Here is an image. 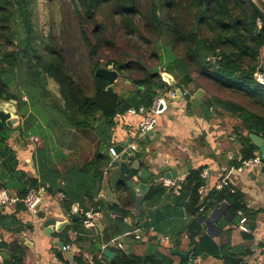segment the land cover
Listing matches in <instances>:
<instances>
[{
  "label": "trees",
  "instance_id": "trees-1",
  "mask_svg": "<svg viewBox=\"0 0 264 264\" xmlns=\"http://www.w3.org/2000/svg\"><path fill=\"white\" fill-rule=\"evenodd\" d=\"M253 1L264 11V0ZM41 3L46 10L45 30L40 27ZM262 23L248 0H0V100L17 102V114L29 122L17 127L18 137L28 132L43 141L32 149L37 177L23 175L19 195L46 185L49 195L52 190L64 195L65 213L78 203L84 209L93 206L105 215H118L106 218L104 242L124 233L121 218L131 216L134 196L96 200L110 165L116 118L129 108L147 110L158 93L171 90L162 79L164 73L187 94L196 90L209 94L206 107L217 117L232 120L241 145L236 165L252 159L257 149L244 132L264 135V87L255 82L264 51ZM110 65L120 80L128 82V89L118 92L116 81L110 84L96 75L99 68ZM21 90L31 108L22 100ZM6 131L0 122V156L13 172L16 159L6 144L11 134ZM79 132L89 141L91 154L82 165L63 163L57 168L53 159L60 164L65 159L63 138ZM200 172H189L178 196L169 191L179 211L150 212V226L167 235L174 249L185 237L192 259L213 257L223 264H246L245 258L252 254L248 246L231 247L229 241L216 245L200 219L224 202L231 221L219 232L229 235L231 229L223 227L237 223L238 212L251 228L256 213L246 209L242 194L231 193L228 187H213L201 195L206 180ZM122 188L118 184L115 194ZM165 191L161 184L150 186L144 204L153 206ZM142 217L141 212L135 222ZM0 228L18 234L23 227L15 218L4 217L0 208ZM248 234L244 239L251 241ZM4 250L12 258L6 264H23L16 242H1L0 251ZM116 254L117 264H173L171 257L157 251L147 256Z\"/></svg>",
  "mask_w": 264,
  "mask_h": 264
},
{
  "label": "crops",
  "instance_id": "crops-1",
  "mask_svg": "<svg viewBox=\"0 0 264 264\" xmlns=\"http://www.w3.org/2000/svg\"><path fill=\"white\" fill-rule=\"evenodd\" d=\"M259 69L264 71V51L260 56ZM198 91H201L198 97L199 103H192L191 106H188L187 100L183 96L178 101L171 100L168 110L159 117L157 125L152 130V135L148 136L147 139L144 136L143 139L135 141L137 150L140 152V159L147 164L158 163L159 167L163 165L176 167L180 180H184L192 170H201V172L205 170L207 172V177L204 178L206 188L200 190V194L203 196L206 195L207 190L215 188L219 181H227L229 186L234 189L233 193L238 191L243 195L246 209L256 213L252 228L249 227L250 233L248 235H251L252 240L246 241L244 239V233L237 228L238 222L223 227V230L231 229L229 235L219 232L221 225L231 221V217L226 212L225 203L215 207L209 214L200 219L204 231L216 245L226 244L229 241L231 247L248 246L252 254L245 258L246 264L253 261L264 264V163L252 169L236 171L242 165H236V162L241 160V145L233 130L232 120L227 117H217L211 108L206 107L205 102L210 98V95L206 94L205 91L196 90L189 95L195 96ZM140 119L139 116L117 118L115 137L112 140L113 146L130 141ZM6 144L12 149L16 162L12 172L9 169L11 165L6 164L4 157L0 156V188H5L13 194H19L18 191L23 184V175L31 178L37 177L33 162L30 164L34 147L29 144L22 149L20 145L14 147L9 141ZM54 144L60 149V145L56 141ZM63 147H69V145L65 143ZM62 152L64 155L63 149ZM255 154L258 155V151ZM57 161L54 158L53 164L61 169L62 167H59L60 163ZM153 172L156 171L153 170ZM108 176L107 169L102 189L99 192L104 197H100L98 194L96 200L109 202L113 201L114 198L133 195L128 191L125 192L123 188L119 193L115 194L114 191L113 194ZM160 181L158 184L161 183ZM165 189L166 191L160 201L153 206L142 203L143 217L140 222L138 221L139 223L135 222L139 216L138 218L132 215L126 216L128 222L125 223L122 220L126 226L125 232L107 242L103 241L102 234L109 225L106 218L113 213L103 214L93 229H84L76 216L73 219L77 221L76 223H73L72 218L68 222L63 220L66 213L62 206V200L59 198V194L62 193L52 192V190L51 195L47 193L45 200L34 214L27 212L22 206L1 208L4 217L15 218L23 228L18 234L6 232L0 228V243L16 242L23 252V264H110L104 255L105 250L115 254V261H117V251L136 256H147L157 251L164 256L171 257L173 264H180L183 258L176 252L185 253L191 249L188 247L187 239L185 237L181 239L179 249L171 248L169 237L162 233H156L150 226V218L147 217L150 212L162 208H164V212L165 210L170 213L179 211L175 209L176 207L171 201L169 194L171 189ZM89 208H93V206ZM215 210L220 212L215 215V218H210ZM52 218L67 224L59 231L44 228V221ZM235 221H237V217ZM136 223L138 224L136 225ZM145 224L148 225L147 229H144ZM20 236L23 238L21 241ZM164 237H167L168 241H163ZM65 246H70V250H63L62 248ZM65 252L69 253V257L66 256ZM7 254L9 255L8 259L0 256V264H6V260H12L11 255ZM200 259L201 263L199 264H223V260L213 257L200 256Z\"/></svg>",
  "mask_w": 264,
  "mask_h": 264
},
{
  "label": "water",
  "instance_id": "water-1",
  "mask_svg": "<svg viewBox=\"0 0 264 264\" xmlns=\"http://www.w3.org/2000/svg\"><path fill=\"white\" fill-rule=\"evenodd\" d=\"M258 15L259 19L264 22V11L260 9L253 0H248ZM262 71V69H258ZM96 75L104 77L110 84H112L118 77L116 71L110 65L107 68H99L96 71ZM163 81L175 90L176 97L174 100L178 101L181 98L182 91L184 90L182 86H178L172 76L164 73L161 75ZM201 91H198L195 96H191L186 93L184 99L187 100L188 106L192 103H199L198 97ZM196 98V99H195ZM16 102L9 101L4 102L0 100V122H3L8 129H13L17 127L20 123V117L16 112ZM251 144L257 149L258 157L261 163H264V141L261 137L255 136L253 134H247ZM152 135V131H149L145 138ZM130 141H125L123 143H118L114 146L116 157H110L111 162L108 167V181L111 190L114 192L117 184H122L124 191H128L134 195L135 207L131 212V215L138 218L139 213L143 210L142 203L144 197L149 190L150 186L158 184L162 179H175L177 180L178 174L176 172V167H170L168 165L158 166V163L147 164L140 159V152L138 150H131L127 148ZM153 170L156 172L154 173ZM114 201L115 198H114ZM220 212L215 210L210 218H215V215ZM76 218L73 217L72 220ZM67 223H57L56 219H48L44 221V228H51V231H59ZM23 240L20 236V241ZM180 257L186 261L185 264H192L189 261L190 254L192 253V248L188 249L185 253L176 252ZM66 256L69 257V253L65 252ZM104 255L110 261V264H117L115 261V254L108 250L104 251ZM0 256L4 259H8L9 255L5 251H0Z\"/></svg>",
  "mask_w": 264,
  "mask_h": 264
},
{
  "label": "built area",
  "instance_id": "built-area-1",
  "mask_svg": "<svg viewBox=\"0 0 264 264\" xmlns=\"http://www.w3.org/2000/svg\"><path fill=\"white\" fill-rule=\"evenodd\" d=\"M264 26V22L262 23ZM255 82L261 86L264 87V71H257L255 73ZM186 95L185 90L182 91L181 96ZM176 97L175 90H169L162 93H158L155 98L153 99L150 107L145 110L142 107H139L138 109L129 108L125 114L118 116L117 118L121 117V119L129 117V116H139L141 119L137 124L136 130H134V134L132 135L131 142L128 143L127 148L131 150H137L135 141L143 139V137L149 132L152 131L155 126L157 125L159 117H161L169 108V103L171 100H173ZM116 118V119H117ZM263 141H264V135H263ZM109 155L111 157H116V152L113 147L109 148ZM261 164V161L256 154L252 159L246 160L242 163L241 166H239L236 171L241 172L245 169H252ZM0 167H1V159H0ZM207 172L203 170L201 172V178H206ZM161 185L164 188L171 189L173 193L179 194V185L183 182V179L180 180L177 178L175 179H162L160 181ZM223 187H228L230 192L233 193L234 189L229 186V183L225 180L219 181L216 184V189H221ZM48 186L41 185L36 189L33 188H27L25 193L23 195L19 194H13L10 193L5 188H0V208H10L15 206H22L24 209L34 214L37 212V209L41 203L45 200V196L47 195ZM200 193V191H199ZM100 197H104L102 193L99 194ZM59 198L61 200L64 199L63 194H59ZM224 204V202H223ZM103 213L101 210L96 208H89L84 209L82 208L78 203H73L70 206L69 211L64 215V221H70L71 218L74 216L78 217L81 223V226L84 229H93L97 226L98 221L102 218ZM238 215L241 216V218L238 221V230L244 234L250 233V228L247 225V220L245 217H242L241 212H238ZM109 217L111 219H117L119 218L116 214H110ZM125 223L128 222L127 217L121 218ZM57 223H61L62 221L56 220ZM163 241H168L167 237L163 238ZM65 251L70 250V246H65L62 248ZM192 255V254H191ZM189 257V260L192 264H199L201 263L200 257H195L192 259V257ZM248 264H262L261 262H250Z\"/></svg>",
  "mask_w": 264,
  "mask_h": 264
},
{
  "label": "rangeland",
  "instance_id": "rangeland-1",
  "mask_svg": "<svg viewBox=\"0 0 264 264\" xmlns=\"http://www.w3.org/2000/svg\"><path fill=\"white\" fill-rule=\"evenodd\" d=\"M40 19L42 20V23L40 24V27L42 28L41 30H45L44 26H45V19H46V10L43 9V3L40 4ZM119 78L117 77L116 81V90L119 92L122 89H128V82L126 81H122V80H118ZM114 81V82H115ZM25 90H21L20 95L22 97V100L24 101V103L27 104V108H31L30 104H29V97L27 95L26 92H24ZM17 104V102H16ZM16 106V105H15ZM16 110L18 112V107L16 106ZM19 115V114H18ZM20 117V124H22L24 122L25 125L28 126L29 122L26 121V118H22ZM28 117V116H27ZM27 122V123H26ZM18 125V126H19ZM17 126V127H18ZM36 126V125H35ZM17 127L13 128V129H8L6 126L5 128L7 129V133L11 132V134H9L10 138H9V142H11V144L16 147V145H20V147L22 149L26 148L25 145H33L34 148L36 147H40L43 145V141L42 139L38 136L35 135L34 137L28 136V132L25 133L26 135L24 137H18L17 136ZM64 135H62L60 138H63ZM65 143L67 145H69V147H61L64 151V157L66 159H64V162H62L59 167H61L63 165V163H66L67 165H82L83 162L88 158V156L91 154L90 152L92 151L91 147L89 146V141L83 136L82 133H76V134H71V135H67L65 138ZM50 150H51V142L49 144ZM32 163V161H30V164ZM34 167V166H33Z\"/></svg>",
  "mask_w": 264,
  "mask_h": 264
}]
</instances>
